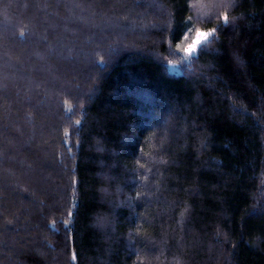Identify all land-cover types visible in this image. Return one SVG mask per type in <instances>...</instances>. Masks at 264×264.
I'll list each match as a JSON object with an SVG mask.
<instances>
[{"label": "trees", "instance_id": "16d2710c", "mask_svg": "<svg viewBox=\"0 0 264 264\" xmlns=\"http://www.w3.org/2000/svg\"><path fill=\"white\" fill-rule=\"evenodd\" d=\"M0 264H264V0H0Z\"/></svg>", "mask_w": 264, "mask_h": 264}, {"label": "snow or ice", "instance_id": "6c2138e0", "mask_svg": "<svg viewBox=\"0 0 264 264\" xmlns=\"http://www.w3.org/2000/svg\"><path fill=\"white\" fill-rule=\"evenodd\" d=\"M224 19L227 21L228 17L225 14ZM216 30L213 29L211 32H201L198 34L197 40L195 43L186 50L189 54L195 49L196 45H199L202 40H206L209 36H211Z\"/></svg>", "mask_w": 264, "mask_h": 264}, {"label": "rangeland", "instance_id": "374dc122", "mask_svg": "<svg viewBox=\"0 0 264 264\" xmlns=\"http://www.w3.org/2000/svg\"><path fill=\"white\" fill-rule=\"evenodd\" d=\"M201 32H211V31H207V30L204 31V30H203V31H200L199 33H201ZM199 33H198V34H199ZM198 34H197L196 38L194 39V41H193V43H192L191 45H193V44L195 43V41L197 40ZM203 41H204V40H202L201 43H202ZM201 43H200V44H201ZM200 44H199V45H200ZM199 45H196L195 49H194L190 54L195 53V52L197 51V48H198ZM187 53H188V52H187ZM188 54H189V53H188ZM169 66H170V69H171L172 71L179 72V70H177V69H178L177 66H176L174 63H170Z\"/></svg>", "mask_w": 264, "mask_h": 264}]
</instances>
